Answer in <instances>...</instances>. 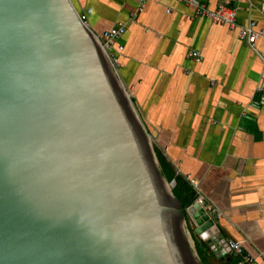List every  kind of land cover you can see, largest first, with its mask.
<instances>
[{"label":"water","instance_id":"obj_1","mask_svg":"<svg viewBox=\"0 0 264 264\" xmlns=\"http://www.w3.org/2000/svg\"><path fill=\"white\" fill-rule=\"evenodd\" d=\"M154 146L72 0H0V264H202L196 242L227 259Z\"/></svg>","mask_w":264,"mask_h":264},{"label":"crops","instance_id":"obj_2","mask_svg":"<svg viewBox=\"0 0 264 264\" xmlns=\"http://www.w3.org/2000/svg\"><path fill=\"white\" fill-rule=\"evenodd\" d=\"M186 1L72 0L97 35L126 26L117 71L155 146L221 213L216 238L264 264V38L251 46ZM206 4L237 8L241 26L264 22V0ZM225 245L227 259L209 251L240 264Z\"/></svg>","mask_w":264,"mask_h":264},{"label":"built area","instance_id":"obj_3","mask_svg":"<svg viewBox=\"0 0 264 264\" xmlns=\"http://www.w3.org/2000/svg\"><path fill=\"white\" fill-rule=\"evenodd\" d=\"M186 2L195 8L196 16L206 18L213 23L227 25L230 29L237 30L239 39L245 40L251 46L255 45L259 38H264V22L259 29H256L257 23L254 20L249 21L245 26L239 25L237 22V8L220 5L215 10H209L206 4L207 0H187ZM142 11L143 4L138 9V12ZM81 17L83 20H86L85 16ZM125 33L126 26L120 23L110 30L103 31L99 35L103 48L116 68L118 65V54L124 49L122 45L118 44V41ZM191 56L198 59V53H192ZM258 92H263V87L259 88ZM190 182L191 184H195L194 180H190ZM195 203L201 205L214 219L221 218V213L212 204H209L204 196L198 194ZM226 247L229 252L232 251L236 255L242 256L243 261L240 264H259L253 257L244 253L243 248L238 242L227 243Z\"/></svg>","mask_w":264,"mask_h":264},{"label":"trees","instance_id":"obj_4","mask_svg":"<svg viewBox=\"0 0 264 264\" xmlns=\"http://www.w3.org/2000/svg\"><path fill=\"white\" fill-rule=\"evenodd\" d=\"M154 148L163 176L169 183L175 182L173 193L182 203L183 212L188 219L187 209L194 204L197 194L191 183L177 174L163 152L157 146H154ZM188 228L191 232L193 231L190 224H188ZM196 249L202 264H239L238 259H232L227 262L217 261L215 256L209 250H205V247L200 242H196Z\"/></svg>","mask_w":264,"mask_h":264},{"label":"rangeland","instance_id":"obj_5","mask_svg":"<svg viewBox=\"0 0 264 264\" xmlns=\"http://www.w3.org/2000/svg\"><path fill=\"white\" fill-rule=\"evenodd\" d=\"M152 142L154 143V140L152 139ZM154 145H155V143H154ZM191 221V220H190ZM189 221V222H190ZM191 227H192V229H194V225L191 223Z\"/></svg>","mask_w":264,"mask_h":264}]
</instances>
